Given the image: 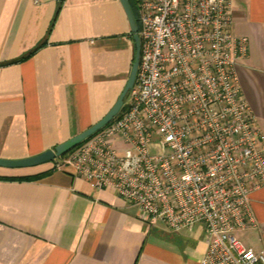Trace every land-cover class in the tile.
<instances>
[{
	"label": "crops",
	"instance_id": "1",
	"mask_svg": "<svg viewBox=\"0 0 264 264\" xmlns=\"http://www.w3.org/2000/svg\"><path fill=\"white\" fill-rule=\"evenodd\" d=\"M231 18L232 34L249 44L236 67L240 91L264 137V0H232ZM133 58L119 0H0V159L34 157L100 121ZM251 208L257 226L235 236L264 251V188ZM206 239L203 225L172 233L142 221L63 157L0 168V264H200Z\"/></svg>",
	"mask_w": 264,
	"mask_h": 264
},
{
	"label": "built area",
	"instance_id": "2",
	"mask_svg": "<svg viewBox=\"0 0 264 264\" xmlns=\"http://www.w3.org/2000/svg\"><path fill=\"white\" fill-rule=\"evenodd\" d=\"M232 0H136L135 83L119 114L63 157L142 221L172 233L203 225L200 264H264L235 236L257 226L264 137L236 73L248 39L231 32ZM126 146L122 152L113 140Z\"/></svg>",
	"mask_w": 264,
	"mask_h": 264
},
{
	"label": "water",
	"instance_id": "3",
	"mask_svg": "<svg viewBox=\"0 0 264 264\" xmlns=\"http://www.w3.org/2000/svg\"><path fill=\"white\" fill-rule=\"evenodd\" d=\"M119 1L122 4V7L124 9V12L126 14L130 26V32L132 34V39L134 44V58L127 83L121 95L119 96L118 100L114 104V106L100 121H98L92 127L72 137L68 141H65L64 143L57 145L56 147H54V149L47 150L39 155L26 159H20V160L0 159V168H6V169L30 168L47 162H51L58 157H62L66 155L68 152L79 146L85 140H87L94 134L101 131L119 114L127 93L132 89L135 83L138 64H139V54H140V40L138 36V27L133 12L131 10L129 0H119Z\"/></svg>",
	"mask_w": 264,
	"mask_h": 264
},
{
	"label": "trees",
	"instance_id": "4",
	"mask_svg": "<svg viewBox=\"0 0 264 264\" xmlns=\"http://www.w3.org/2000/svg\"><path fill=\"white\" fill-rule=\"evenodd\" d=\"M135 2H136V0H134L133 3H132V10H133V15H134V17H136V10H134ZM91 137H92V136H91ZM88 139H89V138H88ZM88 139H87V140H88ZM87 140H85V141H87ZM85 141H84V142H85ZM84 142H83V143H84ZM83 143H81V144H83ZM81 144H80V145H81ZM80 145H79V146H80ZM77 147H78V146H77ZM77 147H76V148H77ZM74 149H75V148H74ZM74 149H72V150H74ZM72 150H71V151H72ZM71 151H70V152H71ZM68 153H69V152H68Z\"/></svg>",
	"mask_w": 264,
	"mask_h": 264
},
{
	"label": "flooded vegetation",
	"instance_id": "5",
	"mask_svg": "<svg viewBox=\"0 0 264 264\" xmlns=\"http://www.w3.org/2000/svg\"><path fill=\"white\" fill-rule=\"evenodd\" d=\"M133 1H134V0H129L131 10H132V3H133ZM132 12H133V10H132Z\"/></svg>",
	"mask_w": 264,
	"mask_h": 264
},
{
	"label": "rangeland",
	"instance_id": "6",
	"mask_svg": "<svg viewBox=\"0 0 264 264\" xmlns=\"http://www.w3.org/2000/svg\"><path fill=\"white\" fill-rule=\"evenodd\" d=\"M134 10H135V5H134Z\"/></svg>",
	"mask_w": 264,
	"mask_h": 264
}]
</instances>
